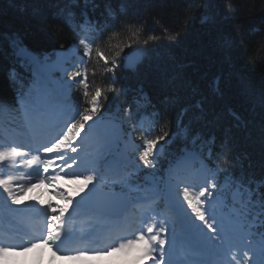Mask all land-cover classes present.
Returning a JSON list of instances; mask_svg holds the SVG:
<instances>
[{
    "label": "snow or ice",
    "instance_id": "obj_1",
    "mask_svg": "<svg viewBox=\"0 0 264 264\" xmlns=\"http://www.w3.org/2000/svg\"><path fill=\"white\" fill-rule=\"evenodd\" d=\"M80 44L83 45L80 63H84L93 49L84 40ZM12 46L18 48L15 40ZM122 50L116 52V57H120ZM98 55L103 57V53ZM27 59L32 67L29 84L20 85L14 103L0 99V105L20 114L30 129L42 125L55 113H59L62 123L56 125L59 131L55 136L34 149L29 146L26 152L24 145H9L0 150V162L6 164L13 163L17 157L26 158L34 151L36 154L27 163L37 165L39 172L50 174L39 176L27 187L21 184L18 189L13 188L11 177L0 179L4 207L9 214L15 216L27 210L46 217V230L37 241L30 240L17 247L0 240V257L42 245L54 247L53 255H56L72 239L66 225L73 214L100 212L107 219H117L130 207L141 206L146 209L145 215L130 234L119 237L102 250H76L69 258L83 259L90 251L100 256L136 250L137 264L141 261L264 264V178L257 179L242 171L239 175L229 174L218 179L216 173H211L202 177V183H190L186 173L194 161L203 158L202 150L208 147V141L191 125L178 123L171 137L165 132L144 140L140 149L122 147L127 131L134 127L132 124L124 127V123L135 118L131 111L125 112L124 123L108 120L101 110L102 90L97 88L89 93L86 81L82 95L88 98V106L76 107L73 111L68 90L80 83L86 73L75 66L59 68L49 64L47 57L29 55ZM138 63V60L125 59L117 64L112 60L109 72H135ZM53 70L63 72V83L57 82L55 87L44 79V74ZM9 79L16 81L15 70L9 73ZM140 97L145 98L142 90ZM172 137L183 140L175 155L165 152ZM65 178L77 187L65 190ZM46 184L55 188L63 206L43 200L39 203H47L45 208L25 204L28 192ZM157 200L167 203L166 215L157 210L159 205L152 206Z\"/></svg>",
    "mask_w": 264,
    "mask_h": 264
},
{
    "label": "trees",
    "instance_id": "obj_2",
    "mask_svg": "<svg viewBox=\"0 0 264 264\" xmlns=\"http://www.w3.org/2000/svg\"><path fill=\"white\" fill-rule=\"evenodd\" d=\"M76 1L77 15L86 4L107 26L91 39L85 77L89 93L102 90L101 108L122 100L124 89L142 85L163 115L156 135L171 137L178 123L203 133L223 129L226 141L217 162L225 174L264 178V0ZM58 2L75 4L0 0L1 98L12 94L5 74L12 40L38 52L75 41L68 22L54 17ZM117 46L123 49L119 58ZM134 49L146 54L138 71L109 72L112 60L120 64Z\"/></svg>",
    "mask_w": 264,
    "mask_h": 264
},
{
    "label": "rangeland",
    "instance_id": "obj_3",
    "mask_svg": "<svg viewBox=\"0 0 264 264\" xmlns=\"http://www.w3.org/2000/svg\"><path fill=\"white\" fill-rule=\"evenodd\" d=\"M70 47H71V49H69L67 51V52L71 53V54H68V55H70L68 57V59L70 61H73L74 57L72 59L70 57H72L74 55L73 53L78 54V50L80 49V46L76 43L75 44L73 43V45ZM43 56L48 58L47 61L54 60V61L61 63V65L64 68H68V67L75 65V64H72L71 62H67V60H64L62 62L60 61L61 59L65 58V53L61 52L60 49H57V50L51 49V51H45V52H43ZM61 56H62V58H61ZM58 65H60V64H58ZM61 65L58 67L61 68ZM62 77H63V72L61 71L59 73L58 79L62 80ZM5 148H7V146H5ZM23 150L26 152L28 151V149H23ZM42 158H44V157H42ZM28 159H31V154H29L26 158L17 157V158H15V161L13 163H11L12 166H16L17 164L19 166L20 165L22 166L21 170L14 173L13 177H11L12 178V186L14 189H18L21 184H23L25 187H27V185L34 180L36 165H29L27 163ZM41 168H42V166H41ZM39 175L41 176V175H43V173L40 172ZM65 179H66V181L69 180L68 178H65ZM67 185H68V183H67ZM63 187L66 190L68 189L66 187V184H63ZM72 189L74 190L75 188H72ZM53 191H55V190H53ZM29 196H33L31 191L28 192L24 198H29ZM35 197L36 196L31 197V200H34ZM53 197H54V201H56V202H53V204H58L60 206H63V204L60 203L61 200L56 196L55 193H53ZM36 198L39 200V202L41 200H43L45 202L47 201V199L49 200L47 193H45L43 195V197H36ZM39 205H41V204L39 203ZM40 208H42V207H40ZM54 251H55L54 247L42 245V246L37 247V248H30V250L27 252L17 251V252L9 253L6 256L0 257V260H1V263H4L5 260H8V262H13L15 260H19V262H21L25 258L26 260H30L31 264H98L101 260H107L106 258L100 259L101 258V256H100L99 261H97L98 260V259H96L97 255H89L88 257H85L83 259H71V258H69L70 255L62 256V255H59L58 253L56 255H53ZM128 252L132 253L131 261H133L136 258V255H135L136 250L114 252L107 257L115 258L116 260H119V259H123L124 257H126L127 256L126 254ZM119 263L122 264V262H120V260H119Z\"/></svg>",
    "mask_w": 264,
    "mask_h": 264
},
{
    "label": "bare ground",
    "instance_id": "obj_4",
    "mask_svg": "<svg viewBox=\"0 0 264 264\" xmlns=\"http://www.w3.org/2000/svg\"><path fill=\"white\" fill-rule=\"evenodd\" d=\"M71 54V53H70ZM61 58H62V56H61ZM34 154H36L34 151L31 153V155H34ZM40 167V166H39ZM37 168H38V166L36 165V168H35V174H34V180L33 181H35V180H37L38 178H39V171H37ZM43 175L45 176V177H47L48 175H50V174H44L43 173ZM68 185L71 187L72 186V183H71V181H68ZM50 185H47L46 184V186H44V187H40V188H35V189H33L31 192H32V195L33 196H29V198H28V201H29V203H25V204H27V205H32V204H35V202H33L34 200H31V197H34V196H36V197H43V195L45 194V193H47L48 194V197H49V202L50 203H53V202H56V201H54V197H53V190H55V188L53 187V186H50ZM34 198V199H37V198ZM35 205H37V204H35ZM20 207H23V206H20ZM46 230V229H45ZM44 233V232H43ZM42 233V234H43ZM41 237V236H40ZM40 237L38 238V240L40 239ZM48 246V245H47Z\"/></svg>",
    "mask_w": 264,
    "mask_h": 264
},
{
    "label": "water",
    "instance_id": "obj_5",
    "mask_svg": "<svg viewBox=\"0 0 264 264\" xmlns=\"http://www.w3.org/2000/svg\"><path fill=\"white\" fill-rule=\"evenodd\" d=\"M125 59L129 61H140L142 59V54L138 50H135L132 53L128 54Z\"/></svg>",
    "mask_w": 264,
    "mask_h": 264
}]
</instances>
